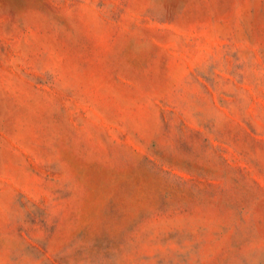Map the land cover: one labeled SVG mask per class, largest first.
Returning a JSON list of instances; mask_svg holds the SVG:
<instances>
[{
    "label": "rangeland",
    "instance_id": "374dc122",
    "mask_svg": "<svg viewBox=\"0 0 264 264\" xmlns=\"http://www.w3.org/2000/svg\"><path fill=\"white\" fill-rule=\"evenodd\" d=\"M0 264H264V0H0Z\"/></svg>",
    "mask_w": 264,
    "mask_h": 264
}]
</instances>
